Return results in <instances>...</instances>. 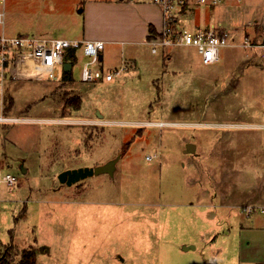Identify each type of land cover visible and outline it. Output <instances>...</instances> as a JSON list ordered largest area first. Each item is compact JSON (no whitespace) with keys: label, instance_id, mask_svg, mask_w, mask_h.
<instances>
[{"label":"rangeland","instance_id":"rangeland-1","mask_svg":"<svg viewBox=\"0 0 264 264\" xmlns=\"http://www.w3.org/2000/svg\"><path fill=\"white\" fill-rule=\"evenodd\" d=\"M86 1L4 0L0 33L70 36ZM180 22L220 24L237 45L205 64L190 45L106 44L105 64L122 54L137 65L109 82L82 81V56L65 54L72 68L58 66L57 78L34 75L25 58L15 65L0 107L14 119L0 120V256L10 264L29 246L35 264H252L238 263V241L247 255L250 240L264 251V0L198 3ZM124 148L112 178L59 183L62 170ZM21 157L26 172L7 166Z\"/></svg>","mask_w":264,"mask_h":264},{"label":"built area","instance_id":"built-area-1","mask_svg":"<svg viewBox=\"0 0 264 264\" xmlns=\"http://www.w3.org/2000/svg\"><path fill=\"white\" fill-rule=\"evenodd\" d=\"M201 0H152L162 11V27L158 34L148 39V45L152 53L159 50L169 51L171 48L181 45L196 47L205 64H213L220 60V48L237 45L235 33L223 28L220 24H212L211 28L193 31L185 27L181 22L182 12H188L193 5ZM220 0H211L214 4ZM1 3L4 0H0ZM185 10V11H184ZM4 22V12L0 10V24ZM245 47L251 46L248 38L242 40ZM260 57L264 65V42L260 44ZM104 41L99 39H74L63 37H35L30 35H8L0 33V107H4V98L7 95L6 82L15 74L14 68L23 58L26 66L32 73L42 74L45 77L57 78L58 66L63 67L65 54L73 52L74 60L80 56L85 58L79 65V76L86 82H109L119 78L128 68L125 62L118 66L108 67L101 57ZM71 68H72V63ZM66 71V70H65ZM13 72V73H12ZM11 120L12 117H8ZM0 115V120L8 119ZM151 157V156H150ZM149 158V156H147ZM152 158V157H151ZM3 181L12 186L16 177L5 173ZM248 212L252 207L248 206ZM262 211V209H261Z\"/></svg>","mask_w":264,"mask_h":264},{"label":"crops","instance_id":"crops-1","mask_svg":"<svg viewBox=\"0 0 264 264\" xmlns=\"http://www.w3.org/2000/svg\"><path fill=\"white\" fill-rule=\"evenodd\" d=\"M210 1L201 0L199 4L210 3ZM80 12L81 16H78V18L74 16L75 25L78 24L75 26L76 29L68 33L70 36H64L63 38L99 39L104 41V45L109 44L123 49V44L127 43L148 45V39L158 34L162 27L161 8L153 3L152 0H88ZM247 27L249 26L247 25ZM162 58L163 63H169L176 57L163 55ZM119 59L117 61L115 59L114 63L109 61L105 65L114 67L122 62L126 63L122 54ZM131 62L130 64L132 65L126 63L128 68L125 70L126 72L124 71L125 74L130 68L134 70L137 67L136 61L133 60ZM22 73L23 77H25L24 74L31 76L27 69L25 72L22 71ZM123 75L122 73L119 79ZM248 243L251 244L250 249L252 250L247 255L246 247L238 241V263L248 261L252 264H264V251H260L258 247L254 249L257 244L252 240ZM262 248L264 249V246Z\"/></svg>","mask_w":264,"mask_h":264},{"label":"water","instance_id":"water-1","mask_svg":"<svg viewBox=\"0 0 264 264\" xmlns=\"http://www.w3.org/2000/svg\"><path fill=\"white\" fill-rule=\"evenodd\" d=\"M78 11H82V6L78 9ZM63 69L64 70H70L71 64L70 62H64L63 63ZM194 150V144L188 143L185 150L190 151ZM126 148H124L120 155L115 156L114 158H111L101 164H96L94 166H79L74 168H67L65 170H62L60 173H58L57 178L59 182L66 183L68 185L75 183L79 181L80 179L86 178L88 176L100 174V173H107L110 178L113 177L114 171L116 168V163L121 156V154L124 153ZM43 246H40V249L42 250Z\"/></svg>","mask_w":264,"mask_h":264},{"label":"trees","instance_id":"trees-1","mask_svg":"<svg viewBox=\"0 0 264 264\" xmlns=\"http://www.w3.org/2000/svg\"><path fill=\"white\" fill-rule=\"evenodd\" d=\"M69 58L74 60L73 52H70ZM77 102V99H76ZM77 104V103H76ZM37 252V248L34 247H24L20 250V258L15 264H35V255ZM10 253L6 252L3 256H0V264H10L7 260Z\"/></svg>","mask_w":264,"mask_h":264},{"label":"flooded vegetation","instance_id":"flooded-vegetation-1","mask_svg":"<svg viewBox=\"0 0 264 264\" xmlns=\"http://www.w3.org/2000/svg\"><path fill=\"white\" fill-rule=\"evenodd\" d=\"M16 157H20V156H16ZM24 157H21L20 159H19V162L16 160V161H14L13 163L12 162H10V163H7V166H10V165H16V167L21 171V172H26V170H27V168H26V166L24 165V159H23ZM99 163V162H98ZM97 163H94V164H92L93 166L94 165H96ZM81 166V165H80ZM84 166V165H83ZM90 166V165H89ZM105 174H107V173H105ZM58 175V174H57ZM58 179V178H57ZM84 179V178H83ZM83 179H80L79 181H77V182H75V183H78V182H80V181H82ZM59 181V180H58ZM59 183H61V182H59Z\"/></svg>","mask_w":264,"mask_h":264}]
</instances>
